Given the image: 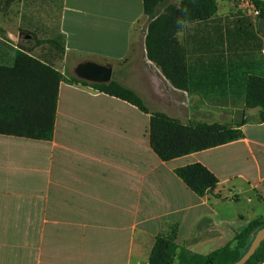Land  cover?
Here are the masks:
<instances>
[{"label":"crops","instance_id":"0c3cea01","mask_svg":"<svg viewBox=\"0 0 264 264\" xmlns=\"http://www.w3.org/2000/svg\"><path fill=\"white\" fill-rule=\"evenodd\" d=\"M217 1L178 33L190 69L178 89L147 57L143 0H0V65L23 50L64 75L51 139L0 133V264H156L166 244L209 253L264 219V120L246 107L264 72L261 18ZM86 61L112 66L151 112L71 81ZM157 111L243 136L166 161L150 140ZM196 163L219 179L204 195L177 173Z\"/></svg>","mask_w":264,"mask_h":264},{"label":"trees","instance_id":"16d2710c","mask_svg":"<svg viewBox=\"0 0 264 264\" xmlns=\"http://www.w3.org/2000/svg\"><path fill=\"white\" fill-rule=\"evenodd\" d=\"M148 17L146 29L147 57L158 65L165 77L178 89H188L190 69L188 52L178 38L186 23H203L214 18L217 0H143ZM264 18V1L254 0ZM252 18L249 15H241ZM264 34V32H262ZM62 72L29 52L19 50L13 65H0V133L34 139H51ZM71 81L92 85L97 90L128 101L145 112H151L142 96L133 88L112 79L89 82L77 76ZM246 107H259L264 120V72L252 74L246 89ZM243 136L242 130L220 122L185 124L164 112H152L150 140L155 152L166 161L192 152L219 146ZM177 173L196 193L204 195L218 186L217 176L201 163L188 165ZM264 219L257 218L237 232L234 242L209 253H196L169 243L167 253L159 254L156 264H225L237 262L250 248ZM264 262V240L245 264Z\"/></svg>","mask_w":264,"mask_h":264},{"label":"water","instance_id":"95a60500","mask_svg":"<svg viewBox=\"0 0 264 264\" xmlns=\"http://www.w3.org/2000/svg\"><path fill=\"white\" fill-rule=\"evenodd\" d=\"M264 1V0H262ZM260 31L264 32V18L259 22ZM77 76L91 82H110L112 80V66L103 65L95 61H86L80 63L76 68ZM264 240V227L256 234L250 248L240 260L225 264H245L246 261L255 253L261 242Z\"/></svg>","mask_w":264,"mask_h":264},{"label":"built area","instance_id":"2783aa9c","mask_svg":"<svg viewBox=\"0 0 264 264\" xmlns=\"http://www.w3.org/2000/svg\"><path fill=\"white\" fill-rule=\"evenodd\" d=\"M237 10L242 11L243 14L249 15L255 19L260 17V9L254 2V0H231ZM129 264H152L149 262H138V263H129Z\"/></svg>","mask_w":264,"mask_h":264},{"label":"rangeland","instance_id":"374dc122","mask_svg":"<svg viewBox=\"0 0 264 264\" xmlns=\"http://www.w3.org/2000/svg\"><path fill=\"white\" fill-rule=\"evenodd\" d=\"M174 2H175V3H180L181 0H174ZM145 38H146V35H145ZM145 47H146V45H145ZM146 54H147V53H146Z\"/></svg>","mask_w":264,"mask_h":264}]
</instances>
